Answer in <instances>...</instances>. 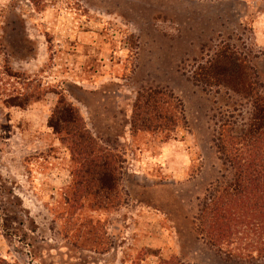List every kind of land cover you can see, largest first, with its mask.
I'll return each instance as SVG.
<instances>
[{"label": "rangeland", "instance_id": "1", "mask_svg": "<svg viewBox=\"0 0 264 264\" xmlns=\"http://www.w3.org/2000/svg\"><path fill=\"white\" fill-rule=\"evenodd\" d=\"M256 1L0 0V264H264L216 208L234 194L231 146L250 149L243 94L264 88ZM147 89L181 119L131 126ZM59 98L104 151L99 182L48 126Z\"/></svg>", "mask_w": 264, "mask_h": 264}, {"label": "trees", "instance_id": "2", "mask_svg": "<svg viewBox=\"0 0 264 264\" xmlns=\"http://www.w3.org/2000/svg\"><path fill=\"white\" fill-rule=\"evenodd\" d=\"M216 65V62L211 61L207 71L211 72L213 69V77L223 76L226 71L225 65L215 67ZM253 83L255 86L257 83L259 85L255 79ZM262 87H260L261 92L250 89L251 92L243 94L249 97L248 102L252 110H250L249 128L242 134L246 137L244 139H247L246 143L250 144V149L247 152L246 147V151L242 152L241 148L231 146L233 158H230L228 162L235 176L234 194L230 191L224 193L227 199L225 202L220 201L216 207L219 210L218 215L227 221L226 224L234 227L232 230L240 228L239 233L243 237V243L252 248L259 245L260 253H264V222L259 216L264 213V148L260 147V136L264 134V88ZM181 117V105L176 98L159 89H147L137 93L135 97L132 104L131 126L144 129L158 127L167 129L169 125H173L174 119H181ZM47 123L55 133L60 135V139L64 135L70 137L69 147L73 156L77 158L78 172L84 180L89 175L88 181L93 179L99 182L108 176L110 169L104 151L95 146L93 138L70 102L59 98ZM260 129H263V132ZM90 141L93 148L88 144ZM214 145L220 156L221 151L225 149L224 146L216 142ZM78 185L79 183L75 184L76 188ZM235 194H238L239 202L231 199ZM235 205L237 208H244L243 211L240 212L239 209L236 211ZM209 228L207 225V229ZM220 238L221 236L216 242ZM162 264H170V262H162Z\"/></svg>", "mask_w": 264, "mask_h": 264}, {"label": "crops", "instance_id": "3", "mask_svg": "<svg viewBox=\"0 0 264 264\" xmlns=\"http://www.w3.org/2000/svg\"><path fill=\"white\" fill-rule=\"evenodd\" d=\"M244 1H246V0H244ZM248 1L250 2V0H248ZM251 5H253V6H255L257 8V5H259V3L256 0H253ZM257 11L261 12L260 14H262V16H264V10L257 9ZM258 29H260V28H258Z\"/></svg>", "mask_w": 264, "mask_h": 264}]
</instances>
